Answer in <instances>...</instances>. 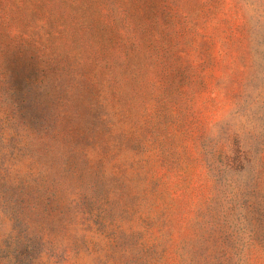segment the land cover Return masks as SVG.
I'll use <instances>...</instances> for the list:
<instances>
[{"label": "rangeland", "instance_id": "1", "mask_svg": "<svg viewBox=\"0 0 264 264\" xmlns=\"http://www.w3.org/2000/svg\"><path fill=\"white\" fill-rule=\"evenodd\" d=\"M0 264H264V0H0Z\"/></svg>", "mask_w": 264, "mask_h": 264}]
</instances>
